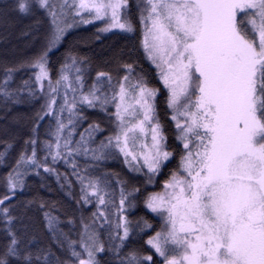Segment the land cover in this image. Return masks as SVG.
Here are the masks:
<instances>
[{"label": "snow or ice", "instance_id": "1", "mask_svg": "<svg viewBox=\"0 0 264 264\" xmlns=\"http://www.w3.org/2000/svg\"><path fill=\"white\" fill-rule=\"evenodd\" d=\"M130 7L129 0H15L12 10L21 15L42 10L50 30L43 47L5 67L0 80L5 104L20 103L25 90L28 99L43 100L3 177L0 264H100L97 256L105 252L115 257L114 264H264V0L136 2L140 46L167 92L179 148L177 168L163 181V190L143 200L162 221L145 241L147 255L135 248L123 251L134 234L153 228L143 217L133 221L126 215L141 190L103 165L122 157L130 172L146 169L145 183L153 184L175 157L156 111L161 89L150 87L134 62L119 66L122 76L97 71L91 84L87 61L71 52L55 80L49 69V53L78 24L100 20L105 26L98 33H135ZM29 70L28 80L11 87L15 73ZM84 108L104 113L109 127L93 121L80 131L87 120ZM104 132L108 135L98 138ZM3 143L0 164L13 147L11 141ZM41 170L77 205L95 201L91 220L80 217L78 239L61 228L55 202L33 198L22 202L25 211L13 214L18 205L11 201L24 190L28 175L40 177L44 186ZM34 204L42 212L47 243L25 214Z\"/></svg>", "mask_w": 264, "mask_h": 264}, {"label": "trees", "instance_id": "2", "mask_svg": "<svg viewBox=\"0 0 264 264\" xmlns=\"http://www.w3.org/2000/svg\"><path fill=\"white\" fill-rule=\"evenodd\" d=\"M136 2L137 0H129L131 7L128 9V16L133 20L137 28L135 33L122 31L98 33L97 30L101 28L100 20H94L89 24H78L69 29L59 46L49 53V69L53 80H55L60 64L64 62L66 54L71 52L73 55L84 58L87 61L86 83L91 84L97 71L111 72L114 77L122 76L124 73L118 71L119 66L126 62H134L138 72L143 70L147 74L150 81L149 86L161 89L163 94L157 97L156 111L161 123L165 125V134L168 137L169 144L168 149L170 151L175 150V157L165 162L161 172L154 178L153 184L145 183L147 180V176L144 174L146 173L145 169L142 173L130 172L123 163L122 157L105 161L103 165L105 170L118 173L120 178L127 180L129 187L134 186L141 190L137 194L135 206L130 208L126 215L133 221L143 217L153 225V228L146 229L144 233L139 235L134 234L127 241L123 251L126 253L130 249L135 248L147 255L151 254V252L148 250L145 241L148 236L160 230L162 221L159 216L144 207L143 200L147 193L161 190L163 181L168 178L172 170L177 168L179 148L173 135L174 125L169 120L171 113L165 103L167 92L156 77L154 66L145 58L143 48L140 46L141 33ZM14 3L15 0H0V80L3 79V69L5 67H15L20 62L36 54L43 47L44 38L50 30L49 19L42 10L37 11L34 16L21 15L12 10ZM37 19L39 20L38 28L36 26ZM31 76L32 72L30 70L15 73L11 87L21 86L23 81L28 80ZM42 103V99H28L26 90L21 95L20 103L8 102L5 104L3 97H0V151L4 150V141L13 143V147L9 150L4 163L0 164V197L6 194L3 177L6 176L12 164L15 163L23 140L27 138L32 126V117ZM84 115L87 120L83 122L79 129L80 131H83L88 126V123L93 121L99 122L103 128L109 127L106 116L98 109L84 108ZM41 132H43V128ZM104 135H108V132L97 134L98 138H102ZM58 168L61 172L66 170L62 163L58 165ZM41 174L45 175L43 170H41ZM41 184V178L34 174L25 178L24 190L17 191L16 196L11 201L12 204L18 205L17 210L13 214L18 215L20 212L25 211L22 202L33 198L43 200L49 204L55 202L58 211L54 214L60 217L62 221L61 228L66 232H70L72 239H78V233L81 231L80 217L83 216L86 222L91 220V214L97 210L95 201L84 206L77 205L75 199H70L65 195V190L58 186L52 176L45 175L44 186L41 187ZM116 190L118 203V188ZM75 194V198H78V186L75 188ZM101 210L107 211L105 209ZM112 211L114 212V209ZM25 214L35 221L40 236L47 243V233L43 229V224L40 223L42 212L38 206L34 204L28 207ZM69 218L75 221L74 225L70 226L66 223ZM112 219H115V217L113 216ZM101 239H107V226L105 230L101 231ZM97 259L100 264H114L115 261V257L108 252L98 254Z\"/></svg>", "mask_w": 264, "mask_h": 264}, {"label": "rangeland", "instance_id": "3", "mask_svg": "<svg viewBox=\"0 0 264 264\" xmlns=\"http://www.w3.org/2000/svg\"><path fill=\"white\" fill-rule=\"evenodd\" d=\"M53 2L58 4V3H61L62 0H53ZM127 15H128V11H127ZM85 18L87 19V18H89V17L86 16ZM96 21H97V20H96ZM104 26H105V22L101 21V28L104 27ZM112 31H120V30H119V29H113V30H111V31H109V32H112ZM104 33H108V32H104ZM150 87H151V86H150ZM167 150L170 151L169 149H167ZM145 170H146V169H145ZM146 171H147V170H146ZM156 177H157V176H156ZM156 177H155V178H156ZM154 180H155V179H154ZM162 190H163V189H161V190H157V191H153V192H160V191H162ZM158 231H159V230H158Z\"/></svg>", "mask_w": 264, "mask_h": 264}]
</instances>
